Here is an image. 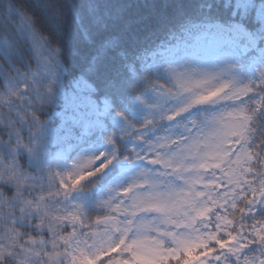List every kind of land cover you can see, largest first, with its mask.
Listing matches in <instances>:
<instances>
[{
    "label": "snow or ice",
    "instance_id": "snow-or-ice-1",
    "mask_svg": "<svg viewBox=\"0 0 264 264\" xmlns=\"http://www.w3.org/2000/svg\"><path fill=\"white\" fill-rule=\"evenodd\" d=\"M34 3L59 31L67 0ZM219 6L206 0L203 7L211 14ZM0 17L5 38L25 42V34L34 35L33 18L21 0H0ZM134 22L101 11L85 23L81 36L91 53L89 71L117 55L135 75L125 48ZM207 46L239 50L248 42L241 31L218 30ZM53 57L47 58L48 69ZM0 77L5 90L0 107L7 109L0 123L8 130V140L0 142V264H264V70L243 84L183 73H173L170 85L149 81L147 87L159 96L152 106L157 114L141 124L126 122L121 130V139L131 137L136 144L120 151L109 138L111 153L101 151L73 172L49 173L46 180L34 178L21 163L18 149H31L16 129L30 121V132L35 131L33 97L43 103L50 84L42 95L43 85L18 68L15 75L0 72ZM112 87L116 91L121 84L114 81ZM170 98L182 102L163 110ZM209 103L219 111L206 121L148 138L155 121H173ZM117 158L137 169L126 182L92 210L66 203L83 181ZM253 246L255 252L247 254Z\"/></svg>",
    "mask_w": 264,
    "mask_h": 264
},
{
    "label": "rangeland",
    "instance_id": "rangeland-1",
    "mask_svg": "<svg viewBox=\"0 0 264 264\" xmlns=\"http://www.w3.org/2000/svg\"><path fill=\"white\" fill-rule=\"evenodd\" d=\"M235 1L241 16L247 14V11L253 7L257 10L256 22H259L261 36L264 38V0ZM218 30L241 31L247 38L248 46L239 50L229 46H207L208 41L211 40L212 36ZM25 35L34 54L33 64L31 67L28 66L26 72L20 73H26L30 80L35 76L34 79L40 85H43V87H40L42 95L45 94L46 87L50 84V91L46 92L43 103L38 97H33L34 106L37 108L36 116L39 120L35 131L30 132L28 127L30 121L22 122V126L18 124L16 129L19 131L24 143H27L28 140V147L31 151L29 152L25 148H20L18 149V154L21 158V163L23 161L26 163V167L30 169L29 172L34 178L46 180L49 173L64 175L73 172L79 162L92 158L101 151L106 154L111 153L113 145L108 143L109 138L115 142L126 140L127 148L137 143L131 137L121 139V130L126 126L125 121H120L110 133L104 119L108 114L107 103L101 106L93 104L87 96V84L83 79L81 81L78 79V82L73 85L72 89L65 91L61 78L62 65L57 53L48 47L45 41L37 35ZM250 51H253V54L248 59H242V56H248L246 53ZM49 55L54 57L48 69L47 58ZM149 58L150 61L145 64V68L154 70L155 75L163 80L164 84L170 85L172 83L173 73H183L197 78L208 76L212 78L213 82L230 81L235 84H243L250 80H255L258 72L264 70V42L260 45L257 37L251 35L243 25L238 23L232 25L230 28L223 27L219 24L200 25L193 32L186 31L176 41L158 50L156 53L151 54ZM3 73H8L10 76H13L15 75V69L11 68V71H5ZM1 80L0 105L3 103L5 91L2 77ZM158 100V92L153 91L146 99L133 105L131 112L139 124L143 123L145 119L152 118L157 114V109L152 106L156 105ZM180 102H182L181 98L167 99L163 102L162 109L170 111ZM192 110H202L199 114V119L201 122H204L219 111V106L211 103L195 105L179 117H176L173 121H155L156 128L150 129L147 135H153L152 139L155 140V137L158 136L156 134L163 135L165 130L173 134L182 132L181 125L191 122L190 120L188 122L185 121L182 117ZM6 113L7 109L0 107V121L5 120ZM31 114V110L29 109V115L31 116ZM40 115H44L43 117L47 118V121H50L52 116L56 115L63 119V122H60L61 124L68 122L74 125L78 129V132L76 134L73 133L72 136L74 138L75 135H78L76 139L78 143H72L71 141L65 144L66 146L64 147L58 146L61 141V139L59 140L55 136L58 131L48 129L43 121L44 119ZM113 121L115 122L116 118ZM7 131L3 123H0V142L8 140ZM96 131L98 133L104 132V137L92 142L89 138ZM79 143L80 145H84L79 147L81 149H75ZM139 143L143 148L147 147L143 142ZM114 166L116 169L120 166L118 159L113 160V163L103 173L83 181L76 190L69 194L66 203L69 206L80 204L86 211L95 208L96 203L106 198L110 189H112L111 187L105 191L101 188L100 182H96V180L99 177L106 176L108 170ZM143 166V164H139V167ZM136 170L134 168L127 170L116 181L113 188L122 182H126L127 178ZM94 191H96V194H94ZM246 252L252 255L249 253L250 251L246 250Z\"/></svg>",
    "mask_w": 264,
    "mask_h": 264
},
{
    "label": "trees",
    "instance_id": "trees-1",
    "mask_svg": "<svg viewBox=\"0 0 264 264\" xmlns=\"http://www.w3.org/2000/svg\"><path fill=\"white\" fill-rule=\"evenodd\" d=\"M215 2L220 6L208 14V9L203 7L206 0H67L66 5L62 7V23L57 31L50 23L47 13L36 6L34 0H21L33 18L34 34L47 41L46 45L57 53L62 65L61 78L64 90L72 89L78 79L80 81L83 79L87 84V96L92 103L97 106L107 103L108 114L104 119L110 133L120 121L139 124L131 112L133 105L143 101L154 91L147 87L149 81L158 80L164 83L155 75L154 70L145 68V64L150 61L149 56L176 41L189 28L201 24H219L230 28L238 23L251 35L256 36L260 45L263 44L264 38L261 36L259 22H256L257 10L254 7L241 16L235 0ZM101 11L107 15L116 14L135 21L132 32L125 37V48L129 53L128 62L133 63L134 76L128 72L125 62L117 55L101 61L96 70H88L91 53L81 34L85 30V23L91 20L95 13ZM3 27L4 20L0 17V72L10 71V68L26 72L28 66L31 67L33 64L34 55L26 35L24 37L26 43L18 38H5ZM249 54H253V51ZM114 81L121 84L116 91L112 87ZM1 85L0 77V87ZM133 88L136 90L135 93L132 91ZM200 112L202 110H192L182 119L187 122L189 120L201 122ZM43 116L40 115L47 128L58 131L55 134L57 139H61L58 146L64 147L71 141L78 143L76 140L78 135L74 138L72 136L78 132L74 125L68 122L61 124L63 119L56 115L52 116L50 121ZM103 137L104 132L96 131L89 139L94 142ZM152 137L153 135H148V138ZM125 141L116 142L120 151L127 148ZM117 159L120 165L129 166L127 162ZM22 163L30 171L26 163L24 161ZM120 177L121 174L114 166L108 170L106 176L99 177L96 182L99 181L101 188L107 191L113 188ZM254 252L255 246L249 253Z\"/></svg>",
    "mask_w": 264,
    "mask_h": 264
}]
</instances>
